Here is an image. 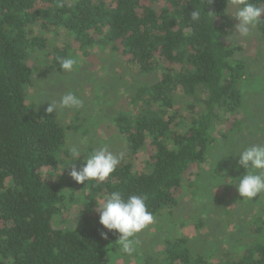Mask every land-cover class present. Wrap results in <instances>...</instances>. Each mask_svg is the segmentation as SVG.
Masks as SVG:
<instances>
[{
    "label": "trees",
    "instance_id": "obj_1",
    "mask_svg": "<svg viewBox=\"0 0 264 264\" xmlns=\"http://www.w3.org/2000/svg\"><path fill=\"white\" fill-rule=\"evenodd\" d=\"M237 14L264 40V0H0V264H115L136 227L179 209L210 149L250 131ZM96 51L152 80L123 97L127 112L103 135L119 148L90 145L82 175L65 184L55 173L75 159L72 127L28 101L34 71L45 61L65 73L78 53ZM263 154L228 164L233 189L246 181L228 200L250 194L230 247L176 235L137 264H264Z\"/></svg>",
    "mask_w": 264,
    "mask_h": 264
},
{
    "label": "rangeland",
    "instance_id": "obj_2",
    "mask_svg": "<svg viewBox=\"0 0 264 264\" xmlns=\"http://www.w3.org/2000/svg\"><path fill=\"white\" fill-rule=\"evenodd\" d=\"M241 15L243 14H237L231 20L232 24H236L234 39L246 50L245 58L249 67L250 77L244 85L249 114L246 126L249 133L244 137L234 134L238 142L223 139L219 145L210 149L208 159L192 179L194 182L190 181L193 186L190 188V184L188 185L189 191L183 195L179 209L173 210L171 214L163 213L159 218L136 227L132 237L123 243L113 258L115 264H137L146 256H154L162 249L163 242L176 235L195 238L193 242L196 243V237L201 235L208 239L206 246L210 249L231 246L230 236L235 231L237 221L245 215L250 194H245L238 204L235 203L237 201L228 200L238 194L240 187L246 186L245 179L241 178L237 188L233 189L235 181L228 175L231 173L228 164L232 163L231 168L237 162L242 165L246 157L244 155L253 153L256 147L264 149V134L260 130L264 124V40L250 24L249 17ZM92 53L89 56L78 53L76 64L70 65L65 73L52 71L47 68L45 61L36 67L34 65V86L28 101L33 102L39 111L56 113L62 122L72 127L70 145L75 159L55 173L56 178L65 184L74 176L82 175V164L90 145L96 149L101 148L103 154L114 153L119 148L118 139H104L103 135L114 133L113 117H117L122 111L127 112L128 106L123 104V99L136 92L148 80H152L131 74L118 56L109 54L101 60L100 51ZM97 119H104L103 124L93 132L92 126ZM100 124L101 122L95 126ZM258 159L264 162L263 156ZM223 167L229 169L226 171ZM250 169L246 165L241 169L236 168L240 176L250 172ZM247 186L249 188L248 184ZM263 194L261 192L260 195ZM81 209L82 205L74 207L73 214ZM197 221L204 222V227L200 230L194 224ZM183 224L184 227H181Z\"/></svg>",
    "mask_w": 264,
    "mask_h": 264
}]
</instances>
